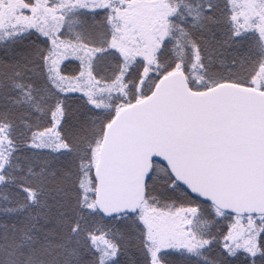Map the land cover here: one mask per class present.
I'll use <instances>...</instances> for the list:
<instances>
[{"label":"snow or ice","instance_id":"6c2138e0","mask_svg":"<svg viewBox=\"0 0 264 264\" xmlns=\"http://www.w3.org/2000/svg\"><path fill=\"white\" fill-rule=\"evenodd\" d=\"M0 264H264V0H0Z\"/></svg>","mask_w":264,"mask_h":264}]
</instances>
